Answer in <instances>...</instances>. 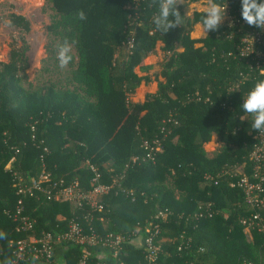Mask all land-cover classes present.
Segmentation results:
<instances>
[{
    "label": "trees",
    "instance_id": "trees-1",
    "mask_svg": "<svg viewBox=\"0 0 264 264\" xmlns=\"http://www.w3.org/2000/svg\"><path fill=\"white\" fill-rule=\"evenodd\" d=\"M45 1L51 11L45 62L51 63L44 71L54 69L62 77L24 87V44L10 47L6 62H0V264H9L12 243L25 236L5 212L12 213L19 198L14 183L18 178L28 183L42 164L51 176L47 185L76 179L88 191L97 173L98 183L110 189L98 199L104 211L90 218L83 217L88 206L78 213L69 202L44 193L24 196L23 214L36 233L61 232L77 218L85 229L124 235L120 260L143 264L145 227L157 223L160 264H264L263 233L243 231L239 220L251 211L243 191L229 186L254 166L249 153L258 130L239 105L264 79L257 57L240 55L244 31L256 26L245 22L238 31L220 23L193 38L203 13L190 5L201 0H174L181 22L164 33L152 23L159 0ZM229 3L240 17V0ZM9 22L29 30L21 15L12 14ZM156 45L166 58L163 79L134 103L130 95L149 80L139 74L151 69L142 61ZM256 49L264 53V46ZM213 137L218 146L209 155L203 146ZM157 138L159 150L147 159L142 143ZM159 211L168 212L165 221L155 218ZM259 215L264 226V207ZM60 248L49 262L21 264H76L82 254L86 264L113 262L111 251L97 245Z\"/></svg>",
    "mask_w": 264,
    "mask_h": 264
},
{
    "label": "built area",
    "instance_id": "built-area-1",
    "mask_svg": "<svg viewBox=\"0 0 264 264\" xmlns=\"http://www.w3.org/2000/svg\"><path fill=\"white\" fill-rule=\"evenodd\" d=\"M207 3V0H205ZM226 9L225 16L220 23H224L229 27H236L238 31L245 26V21L231 12L229 0H225ZM263 27H247L241 37L242 47L240 48L241 56H248L253 54L257 59L255 66L259 69L261 74H264V68H261L264 63V53L256 49L257 45L264 46ZM131 41L127 42V46H131ZM163 130V128H162ZM142 146L147 150L146 158L153 160L154 152L159 150V139L153 140L151 143L144 141ZM17 151V150H16ZM249 159L253 162V169L250 175H242L236 181L230 182L229 186L238 187L243 191L244 202L247 208L251 211L247 217H242L239 222L243 226L244 232L249 229H257L262 231L264 237V226L260 222L259 210L264 207V132L258 130L254 135V141ZM13 158L11 159V161ZM92 168V167H91ZM93 169V168H92ZM94 170V169H93ZM99 174H95L91 179V188L88 191H82L79 187L78 181L75 179L70 183H64L63 180L54 181L51 186L47 185L51 182V176L42 169L38 175L31 178L28 183H22L20 178L14 183L16 194L19 198L15 204L14 211L8 213L15 222V231L24 233L25 236L17 239L12 250V259L9 264H21L28 259L34 261L49 262L60 252L61 244H74L81 247L86 246H100L111 251L113 262H97V264H123L120 260V251L126 237L122 234H113L107 232L100 234L93 228L84 226L77 218H71L66 223L65 230L57 233L44 232L36 233L33 227V220L23 214L22 198L24 196H33L36 193H44L47 198L56 201L73 202L77 212H81L84 206H88L89 210L83 217H92V212H103L104 206L98 199L106 195L110 186L98 183ZM46 184V185H45ZM167 211H159L155 218L160 221H165ZM201 214L195 216L199 218ZM210 217L211 214L207 213ZM102 220V218H99ZM160 228L157 223L149 224L145 227V236L143 238V264H160L161 248L156 242ZM181 247L178 246V250ZM99 258L101 257L98 256ZM76 264H86L85 254H82Z\"/></svg>",
    "mask_w": 264,
    "mask_h": 264
},
{
    "label": "rangeland",
    "instance_id": "rangeland-1",
    "mask_svg": "<svg viewBox=\"0 0 264 264\" xmlns=\"http://www.w3.org/2000/svg\"><path fill=\"white\" fill-rule=\"evenodd\" d=\"M205 0L190 5L191 9L196 8L202 10L206 6ZM12 14L23 16L29 23V30L24 32L19 28L10 25L9 19ZM50 6L45 0H0V62H6L10 47H20L25 45V58L27 68L25 70V79L23 86L27 88H38L46 83V80L53 81L62 77V74L57 75L52 69L50 72L44 71L47 65L50 67L51 59L47 63L45 59L47 54L45 52L46 44L50 41L48 35V26L50 24ZM196 24L191 32V37L200 38L202 33ZM64 50H61V52ZM59 53L60 64L62 69H65V62L61 63V55ZM165 54L156 45L154 52L143 59L142 64H150L151 69L146 73H139L145 75L149 79L142 80L135 92L130 95L132 102L136 103L142 101L147 93L156 89L158 81H162L160 70L165 61ZM218 146L217 141L213 137L209 142L203 146V150L211 155L215 152ZM72 206L75 204L70 202ZM148 227V225L146 226ZM244 231V230H243Z\"/></svg>",
    "mask_w": 264,
    "mask_h": 264
},
{
    "label": "clouds",
    "instance_id": "clouds-1",
    "mask_svg": "<svg viewBox=\"0 0 264 264\" xmlns=\"http://www.w3.org/2000/svg\"><path fill=\"white\" fill-rule=\"evenodd\" d=\"M225 0H207L202 9L199 22L200 32L206 36L211 30L215 31L225 16ZM83 18V13H79ZM172 17L169 19V17ZM240 17L248 24L260 28L264 25V0H240ZM181 14L176 11L174 0H159L158 11L152 16V23L161 33L180 24ZM61 63L67 60L62 51ZM239 108L252 116L251 128L264 130V79L257 80L242 98Z\"/></svg>",
    "mask_w": 264,
    "mask_h": 264
},
{
    "label": "crops",
    "instance_id": "crops-1",
    "mask_svg": "<svg viewBox=\"0 0 264 264\" xmlns=\"http://www.w3.org/2000/svg\"><path fill=\"white\" fill-rule=\"evenodd\" d=\"M203 36V35H202ZM155 91V90H154ZM154 91H152V92H154Z\"/></svg>",
    "mask_w": 264,
    "mask_h": 264
}]
</instances>
